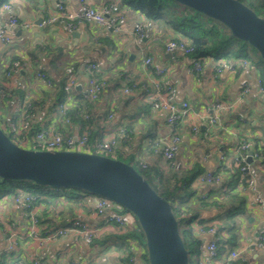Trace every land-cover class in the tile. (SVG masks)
Returning <instances> with one entry per match:
<instances>
[{"label": "crops", "instance_id": "obj_1", "mask_svg": "<svg viewBox=\"0 0 264 264\" xmlns=\"http://www.w3.org/2000/svg\"><path fill=\"white\" fill-rule=\"evenodd\" d=\"M9 4L11 11L1 10L0 28L13 17L29 27L7 29L13 36L12 47L0 42V79L12 96L11 100L0 101L1 120L30 116L34 126L49 133L81 135L85 122L71 115L68 122L63 121L55 109V95L59 84L73 80L71 108L78 102L83 104L80 98L89 77L86 67L98 65L107 87L91 108H84L89 114L85 121L90 122L86 125L90 127L91 144L112 140L115 154L166 169L167 162L154 148L178 135L181 143L175 158L177 170H202L194 183L197 195L193 200L209 197L219 202V206L207 207L201 213V219L214 229V233L199 234L201 244L219 238L214 228L219 222L224 227L220 238L226 247L220 249L218 264L228 262L232 252L240 254L233 264H264V250L258 246L264 235V205L257 201V196L264 201V95L257 85L259 65L249 60L245 66L242 59L210 57L201 60V70L197 71L190 57L166 51V43L174 36L164 35L156 25L149 27L150 21L144 15L129 11L119 0H87V4L98 10L112 6V13L124 17L121 33L89 22L74 28L59 23L41 25L59 5L80 13L86 5L81 0H10ZM137 26L144 29L145 38L133 35ZM248 52L258 62L253 52ZM14 58L20 59L23 66L7 77ZM147 59L151 64L146 63ZM159 68L167 72L157 76ZM40 73L49 78L50 85L38 76ZM154 81L176 87L175 103L180 109L183 103L189 105L188 113L174 125L167 122L165 113L153 110L147 100L145 87L153 90ZM133 85L137 88L125 94V88ZM23 103L25 108L21 109ZM217 103L222 105L219 111L215 109ZM215 115L219 121L211 125L210 118ZM194 127L197 133L192 131ZM243 143L263 153L250 166L255 191L247 188L243 175L236 189L232 191L228 186L238 167L236 158ZM208 172L214 175L212 183L205 179ZM36 194L31 211L40 220V235L80 219L95 231L94 238L89 241L70 234L41 245L28 235L30 211L12 195L3 196L0 264H144L142 245L125 236L137 227L134 217L127 226L110 222L113 209L97 213L100 198L94 195L81 196L76 203L65 197ZM233 196L237 198L231 201ZM230 210L237 215L226 222ZM11 243L13 249L9 247Z\"/></svg>", "mask_w": 264, "mask_h": 264}, {"label": "built area", "instance_id": "obj_2", "mask_svg": "<svg viewBox=\"0 0 264 264\" xmlns=\"http://www.w3.org/2000/svg\"><path fill=\"white\" fill-rule=\"evenodd\" d=\"M86 5L84 9L80 13H73L65 8L64 5H59L56 13L46 17L41 25L47 26L51 24H63L69 28L76 27L79 23L89 22L95 24L100 27L111 28L115 33L123 32V20L124 17L119 14L112 13V6L107 5L103 7L101 10L88 5L87 0H81ZM3 11H11V4L6 3L2 7ZM148 26L151 27V22L148 23ZM28 28L29 25L20 22L19 19L13 17L10 18L4 25V27L0 28V42L6 47L10 48L13 46V36L7 33L8 28L16 29V28ZM133 35L137 39L145 38L144 29L141 26H137L133 30ZM166 51L168 53L179 51L185 56L191 58L195 70H201V60L193 58L192 55L194 53V47L187 44L182 40H170L166 43ZM147 64H151V60H146ZM243 65L247 66L248 61L243 60ZM23 66L21 61L17 60L13 62L12 66L9 68L7 72V77H10L13 72L20 70ZM86 69L88 70V84L86 91L83 95V98L89 100L94 103L104 93L105 88L107 87V81L103 77L100 67L98 65L91 63L87 65ZM165 68H159L156 71L157 76H163L166 73ZM41 77L48 85L51 84L49 78L46 77L45 74L40 73L38 75ZM74 81L70 80L65 85L66 97L63 102L56 104L55 109L60 114L63 121H69L68 111L73 106L74 97L72 92V87L74 86ZM257 85L264 95V86L260 78L257 79ZM137 88L133 85L131 88L126 87L124 90L125 94L132 93L133 89ZM248 91L247 89H245ZM145 95L147 96V100L151 105V108L155 111H160L166 114V120L170 125L176 124L178 121L183 119V117L188 113L189 105L188 103H183L182 108L180 109L175 103V96L177 93L176 87L172 85H165L161 82L154 81L153 90H150L148 87H145L144 90ZM5 94V88L2 86L0 88V100ZM21 109L25 108V103L20 104ZM33 109V108H32ZM215 109L219 111L222 109V105L217 103L215 105ZM21 111V110H20ZM19 111V112H20ZM81 115L85 118H89V114L84 112ZM19 118H11L10 120H6L5 123H1L0 116V127L3 131L9 136V138L19 147L25 149H34V150H45V151H70V152H84V153H97V151H104L107 153L115 154V142L112 140L107 141H99L94 144H91V131L86 130L79 136H65L59 132L57 133H49L46 130H41L36 132L35 134H31L32 129L35 127L30 116H22L18 115ZM30 117V118H29ZM219 121V117L217 115L210 118V124L216 125ZM194 133L198 132V128L194 127L192 129ZM181 143V138L178 135H172L170 139L157 143L154 148V152L156 154H160L162 158L170 165H175V158L179 151V146ZM252 149L250 144L243 143L240 146L239 156L236 158V164L240 167L243 177L247 179V188H251L255 191V182L250 177V166L251 164L247 163L249 158L252 161H257L259 159V154L253 151V154L249 155V150ZM99 154V153H97ZM146 163H144V167H146ZM206 181L212 183L214 181V175L212 172H208L205 176ZM245 189V188H244ZM14 200L28 209L30 211V219L31 224L29 227V237L38 241L39 244H45L52 241H56L63 237H66L70 234H78L81 235L85 240H92L95 235V231L91 229L87 224L82 222L80 219H76L72 221L70 224L64 227H58L56 229H52L44 233V235H40L39 226L40 220L35 215L32 214V207L34 201L36 200V196L28 193V192H19L13 196ZM257 201L261 205H264V201L260 196H257ZM113 209L112 215L109 217V221L116 223L120 226H127L130 222V218L134 217L131 213L125 211L123 207L120 205L105 199L100 198L97 213L102 214L105 213L108 209ZM111 209V210H112ZM199 234L205 233H214V229L210 228H199ZM217 239H212L207 242L205 245H200V253L201 256L199 258L198 264H218L219 262V247L217 243ZM258 246L264 250V235L260 237ZM10 249H13V245L9 246ZM240 257L239 252H232L228 262L222 264H233L234 260H237ZM38 264V262L36 263Z\"/></svg>", "mask_w": 264, "mask_h": 264}, {"label": "water", "instance_id": "obj_3", "mask_svg": "<svg viewBox=\"0 0 264 264\" xmlns=\"http://www.w3.org/2000/svg\"><path fill=\"white\" fill-rule=\"evenodd\" d=\"M173 1L218 21L264 61V18L247 5L239 0ZM0 179V184L27 181L42 187L80 189L108 199L137 219L149 264H190L171 204L129 163L97 153L21 148L0 127Z\"/></svg>", "mask_w": 264, "mask_h": 264}, {"label": "trees", "instance_id": "obj_4", "mask_svg": "<svg viewBox=\"0 0 264 264\" xmlns=\"http://www.w3.org/2000/svg\"><path fill=\"white\" fill-rule=\"evenodd\" d=\"M120 3L129 11L133 13H140L144 15L152 25H156L159 31H162L164 35H172L173 40L185 41L190 46L194 47L193 58L198 60H205L210 57L215 59H229L235 58L237 60H249L259 65V78L264 86V61L261 59L258 52L251 47L248 43L234 38L230 35L229 31L218 21L209 18L202 13H199L191 8L183 6L173 0H119ZM243 4L251 8L258 16L264 18V0H239ZM10 0H0V16L1 10L4 4L9 3ZM249 51L258 58L256 62L252 56L249 55ZM14 58L10 63L9 68L13 62L17 61ZM20 60V59H19ZM8 68V70H9ZM7 70V71H8ZM2 87V81L0 79V88ZM65 84H59L56 92L55 104L63 102L66 97ZM9 91L5 89V94L1 100L12 99L9 95ZM83 104L78 102L74 108H70L68 115L71 117H80L85 122L84 131L90 130V127L86 123L81 113L86 112L84 108H91L89 100L80 98ZM0 100V101H1ZM80 101V100H79ZM5 103V102H4ZM77 106V107H76ZM1 123H5L2 119ZM41 131L39 126H35L31 134ZM261 159L262 154L260 151H256ZM159 157H162L161 155ZM146 163V167H144ZM138 166L137 171L148 181V183L155 189V191L165 198L172 207V211L178 221L180 234L185 245V248L189 252L190 264H198L200 253L201 241L199 239V228H210L211 223L201 219L202 211L210 206H219V202L210 200L209 197H199L198 201H194V197L197 195V190L194 187L195 181L198 176L201 175V168H197L193 171H179L174 165L167 163V168H163L161 165H157L149 162H136ZM218 175V172L216 173ZM242 172L240 167H237L232 174V180L228 184L230 190L236 189L237 185L242 182ZM1 182V179H0ZM19 192H28L35 196L39 195H51L53 197H65L69 201L74 202L81 199V196L92 195L86 191L75 188H50L36 185L27 181H12L8 180L0 184V197L14 196ZM221 192V191H220ZM95 196V195H94ZM237 197L233 196V199ZM221 206V203H220ZM127 211V210H125ZM128 212V211H127ZM235 211H229L226 222H229L231 218L235 217L237 213ZM130 213V212H129ZM137 227L125 234L126 237H132L136 239L137 243L142 245L144 251L142 255V261L144 264L148 263L147 251L145 246V237L141 230L137 219L134 217ZM229 220V221H228ZM221 222H223L221 220ZM216 227V228H215ZM123 228V227H122ZM217 230V238L219 250L226 247V242L220 238L224 227L217 222L214 226ZM234 238H231L233 240ZM224 250V249H223Z\"/></svg>", "mask_w": 264, "mask_h": 264}, {"label": "rangeland", "instance_id": "obj_5", "mask_svg": "<svg viewBox=\"0 0 264 264\" xmlns=\"http://www.w3.org/2000/svg\"><path fill=\"white\" fill-rule=\"evenodd\" d=\"M97 153H99L101 155H105V156L111 157V158L112 157L113 158H117L118 157L119 160H123L124 162L129 163V164L133 165L134 167L138 168V166H136V162L134 160H132L131 158H125L123 155L111 154V153H107V152H104V151H97Z\"/></svg>", "mask_w": 264, "mask_h": 264}]
</instances>
